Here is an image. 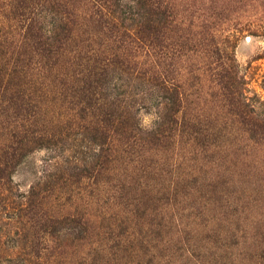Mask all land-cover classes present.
I'll return each mask as SVG.
<instances>
[{
	"label": "rangeland",
	"instance_id": "1",
	"mask_svg": "<svg viewBox=\"0 0 264 264\" xmlns=\"http://www.w3.org/2000/svg\"><path fill=\"white\" fill-rule=\"evenodd\" d=\"M167 1L165 68L186 106L177 115L206 125L217 120L222 129L210 140L181 133L172 145L164 137L147 140L140 153H113L109 140L91 131L94 118L55 89L37 90L30 75L11 78L40 95L39 129L53 137L22 150L5 186L0 264H264V144L252 142L227 112L215 74L222 56L246 110L264 119V0ZM119 4L126 28L154 16L137 0ZM118 69L104 93L119 110L129 105L144 135L169 116L168 95ZM4 110L0 147L18 138ZM107 150L113 160L94 177L91 167Z\"/></svg>",
	"mask_w": 264,
	"mask_h": 264
},
{
	"label": "trees",
	"instance_id": "2",
	"mask_svg": "<svg viewBox=\"0 0 264 264\" xmlns=\"http://www.w3.org/2000/svg\"><path fill=\"white\" fill-rule=\"evenodd\" d=\"M119 2L0 0V112L8 107L4 111L12 118L13 135L18 137L15 142L0 147V198H4L5 186L12 180L13 167L22 150L33 142L53 137L49 130L39 129L40 95L29 92L30 88L21 89L22 81L17 87L11 78L24 80L30 75L29 82L39 85L37 90L47 93L55 89L78 113L94 118L91 131L105 138L104 141L108 139L113 153H140L147 140L164 137H171L172 145V140L181 133L210 140L222 129L217 120L206 125L199 118L177 115L186 107L184 92L165 68L171 67V2L137 0L154 16L134 29L126 28L124 20L117 15L121 11ZM211 51L216 54L215 50ZM218 57L217 94L249 139L263 145L264 119L252 117L246 110L249 105L239 92V80L228 72L221 62L222 56ZM118 68L144 77L168 95L169 116L144 135L129 105L125 102L119 110L120 106L109 102L104 93L111 72ZM110 156L108 150L99 155L100 162L90 170L94 177L102 174V163L113 160ZM34 195L31 193V197Z\"/></svg>",
	"mask_w": 264,
	"mask_h": 264
}]
</instances>
